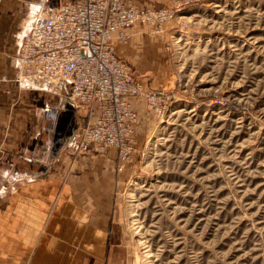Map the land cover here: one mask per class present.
Segmentation results:
<instances>
[{"label":"rangeland","instance_id":"374dc122","mask_svg":"<svg viewBox=\"0 0 264 264\" xmlns=\"http://www.w3.org/2000/svg\"><path fill=\"white\" fill-rule=\"evenodd\" d=\"M142 2L168 15L124 60L170 108L142 107L128 159L105 152L121 253L102 264H264V0Z\"/></svg>","mask_w":264,"mask_h":264},{"label":"crops","instance_id":"0c3cea01","mask_svg":"<svg viewBox=\"0 0 264 264\" xmlns=\"http://www.w3.org/2000/svg\"><path fill=\"white\" fill-rule=\"evenodd\" d=\"M60 1L84 0H0L3 264H102V257L121 253L116 246L119 239L113 235L112 192L107 187L114 161L106 153L76 157L71 151V140L87 124L86 116L62 96L24 89L12 80L10 58L37 15L36 4ZM142 29L139 24L128 29L131 38L127 44L114 40L121 58L136 55L138 61L143 59L145 46L141 43L147 36ZM144 105V98L134 100L139 117L135 137L146 121L141 113Z\"/></svg>","mask_w":264,"mask_h":264},{"label":"built area","instance_id":"2783aa9c","mask_svg":"<svg viewBox=\"0 0 264 264\" xmlns=\"http://www.w3.org/2000/svg\"><path fill=\"white\" fill-rule=\"evenodd\" d=\"M164 9L137 0L60 1L37 13L11 59L12 80L19 87L62 96L86 116L76 137L77 153L114 149L126 160L135 149L136 98H145L165 116L169 93L145 90L131 64L121 58L114 40L126 44L134 25L163 20ZM3 264V263H0Z\"/></svg>","mask_w":264,"mask_h":264}]
</instances>
